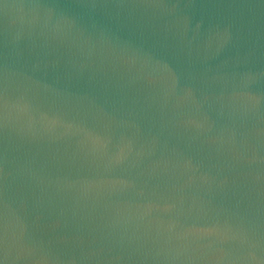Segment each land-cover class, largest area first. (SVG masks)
I'll return each mask as SVG.
<instances>
[{"label":"water","instance_id":"1","mask_svg":"<svg viewBox=\"0 0 264 264\" xmlns=\"http://www.w3.org/2000/svg\"><path fill=\"white\" fill-rule=\"evenodd\" d=\"M0 264H264V0H0Z\"/></svg>","mask_w":264,"mask_h":264}]
</instances>
